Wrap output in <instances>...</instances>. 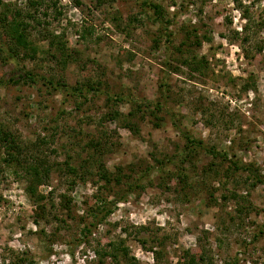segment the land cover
<instances>
[{"label": "rangeland", "instance_id": "rangeland-1", "mask_svg": "<svg viewBox=\"0 0 264 264\" xmlns=\"http://www.w3.org/2000/svg\"><path fill=\"white\" fill-rule=\"evenodd\" d=\"M156 1L170 15L183 10L170 27L174 45L185 38L181 26H193L200 45L190 50L203 61L197 71L185 65L171 70L168 107L194 137L256 166L264 178V0ZM2 2L10 8L26 7V0ZM45 4L42 10L48 15H40L42 26L30 30L38 53L20 60L27 70L62 76L71 85L100 79L111 91L157 100L166 69L164 38L140 0H46ZM118 15L124 31L116 25ZM132 16L138 20L129 24ZM87 29L93 33L80 36ZM48 31L64 35L72 55L65 67L49 55L52 48L42 37ZM14 70L0 57V123L24 142L46 138L43 148L52 170L48 182L38 187L36 196L43 198L37 201L25 192L22 171L0 164V264H21L16 257L25 253L33 258L32 264H95V251L108 249L111 240L123 241L140 264H183L186 250L202 251L201 264H264V184L250 187L245 174L225 172L224 160L201 152L192 156L197 171L215 162L220 173V178L207 179L216 203L207 205L202 190L198 196L181 197L174 180L166 183L169 189L160 186L155 171L145 189L119 202L82 241V230L91 222L85 201L93 200L101 185L96 175L81 171L71 182L73 175L61 171L63 162L78 164L86 157L84 143L101 135L107 142L101 158L110 172L116 166L152 164V154L180 153L185 141L163 111L155 115L135 111L131 118L137 125L135 133L123 125L134 107L131 103L112 105L97 96L78 106L38 85L8 81ZM110 108L124 117L114 119L107 113ZM224 190L242 197L224 201L220 197ZM238 208L242 212L237 213ZM158 241L163 244L154 248L163 255L157 261L149 248ZM104 261L109 264V257ZM119 264L125 262L119 259Z\"/></svg>", "mask_w": 264, "mask_h": 264}, {"label": "trees", "instance_id": "trees-1", "mask_svg": "<svg viewBox=\"0 0 264 264\" xmlns=\"http://www.w3.org/2000/svg\"><path fill=\"white\" fill-rule=\"evenodd\" d=\"M45 1L46 0H26L25 8H10L9 5L0 0V6L4 7L0 11V57L5 59L6 62L9 61L15 67L8 81L38 85L44 88L47 94H59L63 100L65 98H70L78 106H81L82 103L89 100L90 97L97 96H103L104 99L112 105L129 102L134 106L128 114L130 116L129 118L122 116L123 114L117 108H110L112 110L107 113H110L114 119L124 117V127H128L135 133H138L136 129L137 125L131 120L132 116H135V111H147L148 113L150 112V115H155L156 111H163L167 115L172 127L185 141L180 153L166 157H158L152 154V164L139 168H133V166H131L129 169L116 166L115 170L110 172L101 158L104 148L107 147V142L102 139L101 135L97 139H90L84 143L86 146V157L82 158L78 164H72L70 161L63 162L61 171L65 172L66 175H73L71 182L75 183L76 176H78V172L81 171L82 173L96 175L97 182L99 186L101 185V188H98L100 189L99 193L95 194V198L89 202L85 201V204L88 206L87 213L91 218V222L85 225L82 230V241L90 236L93 227L102 223L113 213L119 202L126 201L130 195L145 189L148 181L151 183V176L155 171L159 172L157 179L160 186H164L168 181L174 180L176 190L180 193L181 197L187 199L192 196H198L199 192L206 191V198L208 200V202H206L207 205H210V202H213V204L216 203L217 198L213 195L212 191H210V188H208L207 179L210 177L215 179L216 176L220 174L219 170L217 166L215 167V162H213L197 171L196 167L193 166L194 163L192 158L195 152L204 153L211 156L213 159L221 158L222 161L224 160L227 163L225 172H231V174H245L246 181H251L250 187H255L259 183L264 184V178L256 166L245 164L236 158L233 159V156L228 157V152L225 150L219 151L214 146L206 144L202 139L194 137L182 126L181 122L177 119V115L168 107V99L171 93L168 77L171 70L179 71L184 65L194 71L203 67L201 65L203 61L196 58L190 50L192 45H200V36L193 26L191 28V25H182L181 31L185 32V38L180 41L178 46L174 45L175 33L170 27L173 25L177 14H180L183 10L179 12L174 11L170 15L169 10H167L161 2L156 0H140L143 10L148 16H151L155 24L160 26V33L164 38L163 64L166 69L160 83V94L157 100H149L111 91L103 85L100 79L93 81L85 80L71 85L62 76L54 78L27 70L25 66L21 64L20 60L23 59V56L35 58L38 53V46L35 40L30 38V30L35 25L42 26L43 22L40 20L41 14L48 15L45 9L42 10V7H46ZM98 1L100 2V0ZM199 1L204 3L205 0ZM53 5L55 6V4ZM114 18L117 22L116 25L119 27L118 29L124 31L126 26L120 27V23L123 22L121 16L118 15ZM136 20H138L137 16H132L128 18V23L131 24ZM85 31L86 32L80 34L83 38H85L87 34L93 33L89 32L88 29ZM42 37L48 39V43L52 48L51 54H49L51 48L48 50L46 49V53L56 58L59 65L65 67L67 62L72 59V55L68 51L64 35L48 31L45 32V35H42ZM172 49H175L179 57H177L178 55L176 56V53H174ZM177 60H180L179 66ZM175 61L176 65L172 66V63ZM46 144H48V141L44 137H39L32 143L24 142L20 135L9 130L0 123V164L18 167L26 179L25 192L30 196H35L37 201L43 198L42 195L36 196L38 187L48 182L52 170V162L43 148ZM170 166H172V168H170ZM165 187L169 189L167 185ZM113 189L116 191L113 197L109 199L110 196L108 195L112 193L111 191ZM226 191L224 190V192L220 194L221 199L224 201L233 198L237 202V199L242 197L234 192L227 195ZM240 210L241 208H238L236 212H242V210ZM143 243V245H145L147 240H144ZM160 244H163V242L158 241L156 244L153 242V245L149 248L157 261L162 257L163 251L155 250L154 245ZM107 246L108 249L106 250L95 251L98 255L96 263L94 262L95 264H105L104 259L106 256L110 259L109 264H119V259L124 261L125 264H140L138 260L129 255V248L124 245L123 241L111 240L108 242ZM185 253L183 264H201V262H203L202 251L200 254H196L186 250ZM16 260L21 264L34 263L33 258H30L26 253L17 256Z\"/></svg>", "mask_w": 264, "mask_h": 264}]
</instances>
